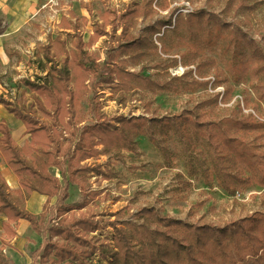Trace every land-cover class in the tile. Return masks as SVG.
<instances>
[{"label":"trees","instance_id":"trees-1","mask_svg":"<svg viewBox=\"0 0 264 264\" xmlns=\"http://www.w3.org/2000/svg\"><path fill=\"white\" fill-rule=\"evenodd\" d=\"M247 1L238 0L237 5L239 8H248L251 4L248 5ZM153 2L143 0L133 3L122 12L106 8L100 20L93 23L87 40H84L75 23L67 22L66 27L73 29L70 40L57 36L52 43L41 47L47 68L45 81L42 84L25 81L33 92L32 102L18 105L0 96V103L25 125V131L30 134L29 144L33 153L31 159L24 156L23 149L15 143L10 128L3 120L0 121V152L18 176L21 187L47 196L42 211L38 215L33 214L25 209L17 196L12 195L0 173V214L6 217L1 223L2 245L9 244L5 238L16 235L18 219L28 220L42 237V243L31 252L30 264H264V212L256 211L239 221L218 225L183 221L159 215L153 207H142L137 211L139 216H149L153 218L151 223L157 225L150 227V222L146 220L138 223L124 221L129 236L125 232L126 227H118L121 221L116 219L110 222L114 227L113 245L105 246L102 239L89 237L91 232L101 227L98 221L75 217L76 209L80 210L86 200L65 202L70 184L79 183V172L94 171L104 179L109 176L101 164L84 162L86 159L95 158L108 148L135 151L134 138L137 134L147 136L167 164L172 162L166 142L170 135L188 150H194L197 142H203L214 154L210 169L206 167L203 173L208 175L213 172L218 183L231 195L235 193L236 183L247 182L248 178L242 177L245 170L251 173L257 184L264 187V152L257 151L254 145L247 142L250 133L264 129V122L251 114L240 115L239 104L232 115L213 119L219 92L214 94L213 99H205L194 108H185L164 118L155 113L149 116L126 117L120 114L110 117L100 110L98 87H109L114 91L126 89L131 80L143 87L165 89L209 83V80L201 82L193 77L192 70L172 77V81H161L125 67L126 59L121 57L123 54L130 53L128 58L136 61L148 54L149 48L158 49L156 40L150 36L159 32L162 26L170 28L171 33L162 32L157 37L161 42L160 50L169 52L173 47L178 48L177 53L184 65L198 60L195 66L198 73L202 66L215 63L212 57L201 59V52L222 39L227 32L245 40V47L240 46L237 51L243 58L245 50L251 55L246 60L238 61L244 68L250 66V60L264 61V50L248 38L240 24L231 31H227L226 23L214 27L217 21L208 27L210 21H207L202 10L192 11L185 17L175 16L174 21L171 15L166 20L156 19L148 23L145 34L148 33L149 38L141 34L132 35L129 28L136 18L156 12ZM166 5L163 3V7ZM105 35H109L115 43L107 48L105 58L100 61L98 54L88 48ZM68 41L70 48H67ZM53 45H56L57 51L51 50ZM61 55L58 60L57 57ZM176 62L177 58L172 57L171 64ZM250 68L260 81L253 89L264 102V63ZM227 69L233 73V66ZM185 76L190 79H185ZM86 81H89V85ZM224 81L222 78L217 79L216 73L213 83L221 84ZM91 92L88 106L94 120L84 124L80 114L81 102ZM228 93L229 89H224L222 98L227 97ZM37 111L46 119L37 116ZM99 145L102 149L98 148ZM50 167L59 170L60 179L49 172ZM17 193L21 195L22 191L19 189ZM54 196L55 203L51 204L50 200ZM47 208L50 209L49 213L46 212ZM48 214L53 219L66 215L65 221L48 224L51 219L47 218ZM158 238L171 240L170 247L163 246ZM94 255L99 256L97 262L93 261ZM0 264H15L4 255L2 248Z\"/></svg>","mask_w":264,"mask_h":264},{"label":"rangeland","instance_id":"rangeland-1","mask_svg":"<svg viewBox=\"0 0 264 264\" xmlns=\"http://www.w3.org/2000/svg\"><path fill=\"white\" fill-rule=\"evenodd\" d=\"M141 1L143 0H0V94L16 104L26 105L32 101L31 92L24 85V81L45 80L46 62L40 47L52 42L56 36L70 40L73 29L66 28V21L75 23L84 40H87L93 23L100 20L106 8L111 7L122 12L127 5ZM187 1L190 10L183 12L182 6ZM163 3L167 4L166 7H163ZM238 3V0H154L153 7L156 12L147 17L136 18L129 31L132 35L141 34L149 38V34H145L148 23L157 21L156 19L166 20L171 15L174 21L178 16L185 17L192 11L202 10L207 21H210L208 27L217 21L214 27L226 23L227 31H231L240 24L248 38L264 50V0H248V5L251 4L248 8H239ZM165 27L162 26L159 32L150 36L156 40L158 49L149 48V53L136 61L128 58L130 53L123 54L121 57L126 59L125 67L141 71L152 79L172 81V77L179 75L173 74L172 71L181 65L185 71L192 70V76L196 79L201 82L209 80V83L201 86L190 85L189 88L180 86L177 89H165L143 87L137 81L131 80L126 89L114 91L110 88H100L97 90L98 102L105 115L113 117L121 114L130 117L155 113L160 118L169 117L185 108H194L205 99H213L219 86L229 89V93L225 98H222L224 94L219 95L213 119L232 115L239 104L240 115L251 114L258 121L264 122V102L257 97L253 89L260 81L252 74L250 68L263 64L264 61L250 60V66L247 68L238 63L241 59L251 57L247 50L244 51V58L237 53L240 46L245 47V40H241L232 32L224 33L222 39H218L214 45L201 52V59L212 57L215 63L202 66L200 74L195 71L198 60L184 65L177 53L178 48L173 47L169 52L160 50L161 42L157 37L161 36L162 32L171 33L170 28ZM119 31L120 28L116 35ZM114 43L109 35H105L100 37L90 50L103 59L107 48ZM66 44L68 48L71 47L70 41ZM52 48L54 50L56 46L53 45ZM172 57L177 58L174 64H171ZM156 63L160 65H154ZM228 66H233V73L229 72ZM216 73L217 79H225L223 83H213ZM184 78L190 79L186 76ZM90 97L91 93L84 96L81 102L80 114L84 124L94 120L88 106ZM36 114L42 120L45 119L39 111ZM248 138L250 145H254L257 151L264 152V129L250 133ZM134 139L135 151L108 148L105 152L101 151L97 157L87 160L90 164H101L109 174L106 179L94 171L79 172V183H71L67 190L66 203L86 200L80 210L76 209L75 217L98 221L101 227L91 232L89 237L102 239L105 246L113 245L114 227L110 222L116 219L121 221L118 227H126L125 232L129 236L130 232L124 221L138 223L146 220L150 222V227L157 225L155 222L151 223L153 218L139 216L137 211L142 207H153L159 215L183 221L218 225L239 221L246 215L255 214L256 211L264 212V187L254 181L248 170H245L242 176L248 178L247 182L236 183L233 195L218 183L213 172L208 175L203 173L206 167L210 169L214 156L210 147L205 146L203 142H197L194 150H188L170 135L166 142L171 151L172 162L167 164L147 136L137 134ZM49 172L60 179L56 167H50ZM18 198L22 202L24 194ZM55 200L54 196L50 203H55ZM46 212L49 213L50 209L47 208ZM51 217V214L47 215L48 219ZM64 217L66 215L51 218L48 224L63 222ZM35 237L28 239L24 246H11L9 257L17 264H29L32 260L30 252L42 243L41 235ZM158 240L167 248L171 245L169 239ZM98 260L99 256L94 255L93 261Z\"/></svg>","mask_w":264,"mask_h":264},{"label":"crops","instance_id":"crops-1","mask_svg":"<svg viewBox=\"0 0 264 264\" xmlns=\"http://www.w3.org/2000/svg\"><path fill=\"white\" fill-rule=\"evenodd\" d=\"M67 22H70V21H66V23ZM66 23H65V25H66ZM68 29H71V28H68ZM54 39L52 40V42L54 41ZM52 42H49V43H52ZM46 44H48V43H46ZM94 44L95 43H93L91 46H93ZM54 46H56V45H54ZM91 46L88 48L89 51H91L90 50ZM41 47H40V51H41ZM67 48H68V46H67ZM51 50L57 51L56 49L53 50V48ZM42 57H43V55H42ZM60 57H62V55L57 57V59L59 60ZM103 59H99V60L102 61ZM46 77H47V68H46ZM46 77H45V79H46ZM26 80H30V79H26ZM25 81H24V85L26 86ZM30 81H32L34 83L42 84L45 80H43L42 82H37V81H33V80H30ZM85 83L87 85H89V81H86ZM102 88H109V87H101V89ZM98 89H100V87H98L97 90ZM30 92H31V96H32L33 92L31 90H30ZM91 95H92V92H91ZM0 96L4 97V95H2V94H0ZM4 98H6V97H4ZM32 100H33V98H32ZM9 101H11V100H9ZM22 104H24V103H22ZM28 104H26V105H28ZM40 114H41V112H40ZM42 117H44V116L42 115ZM45 119H46V117H45ZM1 120L5 121L7 126L10 128L11 136H12L13 140L15 141V143L18 145V147H21L23 149L24 156H26L28 159H31L33 150L31 148V145L29 144L30 134L25 131V125L23 124V122L20 119L16 118L11 112H9L3 103H0V121ZM21 138H23V139H21ZM98 148H99V146H98ZM29 155H30V157H29ZM88 159H86L84 162H87ZM0 173L4 177V179L6 180L7 185L9 187V190L11 191V193L14 196H17V197L19 196V194L17 193V190L20 189L22 191V194L20 196H23V194H24V200L21 203L24 205L25 209L27 211L33 213V214L38 215L42 211V208H43V205L47 199V196L45 194H41L40 192H38L36 190L28 191L26 188L21 187L20 180H19L18 176L13 171V169L7 164V162H6L5 158L3 157V155L1 154V152H0ZM25 189L27 191L26 195H25ZM5 218L6 217L4 215L0 214V231H1V233H0V242H1L0 249L2 248V252L4 253V255L7 258H9L10 260H12L9 257L10 256V250L12 249L11 246H15V247H19V245L24 246V244L28 241V239H30V240L35 239L36 238L35 236H37L38 233L35 232V230L31 227V224L28 220L20 218V219H18V225L16 228V235L10 239L5 238L9 244L2 245V240H3L2 231L3 230H2L1 223ZM31 252H30V257H31ZM31 259H32V257H31ZM31 262H32V260H31ZM15 264H17V263H15Z\"/></svg>","mask_w":264,"mask_h":264},{"label":"built area","instance_id":"built-area-1","mask_svg":"<svg viewBox=\"0 0 264 264\" xmlns=\"http://www.w3.org/2000/svg\"><path fill=\"white\" fill-rule=\"evenodd\" d=\"M185 5L182 6L183 8L181 9L183 12H188L190 9V6H189V2H185L184 3ZM185 71V68L183 66H178L176 70L172 71L173 74H183V72ZM216 90H218V92L220 93V95H222L224 93V89L223 87H217Z\"/></svg>","mask_w":264,"mask_h":264}]
</instances>
